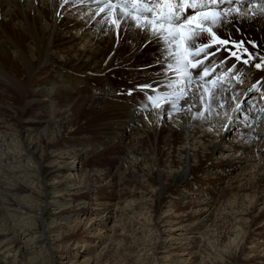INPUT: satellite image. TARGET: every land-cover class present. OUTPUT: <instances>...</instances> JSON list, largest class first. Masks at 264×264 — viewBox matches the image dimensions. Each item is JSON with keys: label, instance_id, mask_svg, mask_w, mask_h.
Segmentation results:
<instances>
[{"label": "bare ground", "instance_id": "6f19581e", "mask_svg": "<svg viewBox=\"0 0 264 264\" xmlns=\"http://www.w3.org/2000/svg\"><path fill=\"white\" fill-rule=\"evenodd\" d=\"M94 9L95 5L89 4L87 0H71V2L67 0H0V59L4 61L8 59L10 62L7 61L6 65L10 63L15 70L13 80L10 75H8L10 78L2 75L1 71L5 70V66H3L4 61L0 60V88L6 85L0 89V104L4 103L9 111L6 115L12 118L14 115L15 119L18 108L13 106V97L16 94L17 98L20 96L24 98L22 104L27 108L29 105L30 107L38 106L39 110L41 108V111H37L41 114L40 118L30 122H37L34 126L36 128H33V134L30 135L31 143L21 142L18 151H22L26 145L27 156L33 158L34 155H40L39 147L42 144L45 146L54 142L50 136L55 135L58 138L62 136L61 139L65 141L66 146L52 145L53 152L55 148L59 151L55 156L67 158L72 153L84 161V163L78 162L77 167L60 161L54 164L51 161L47 173L42 174L45 177L43 176L40 180L41 183L52 181L54 190L62 189L66 195V198H63V195L62 197L57 195V198H62L59 200L62 204L56 212V214L63 212L59 217L65 223H57L53 228L67 226L68 223L72 225L73 217L88 215L94 211L95 209L89 206L94 207L98 188L104 185V191L121 186L133 188L137 183L135 188L142 191L140 198L146 199L143 202L150 207L153 202L155 203V206H152V213L164 204H171L167 199L173 194L178 196V201L181 200V203L177 201L176 204H182L176 212L185 214L186 210H190L186 213L190 214L187 217H176L170 214L165 215L161 222L155 220L154 227L168 220L172 224L165 233L166 238L156 245L157 249H163L159 252L161 256L157 257L159 260L162 259L163 263L192 264L186 257L180 259L183 255L177 252L183 250L188 255L199 253L206 256L205 250L211 252L203 246L206 240L203 236L205 234L201 232L197 237L193 234L211 225L216 219L215 212L219 204H225V202H229L230 207L224 205V209L231 208L232 212L236 211L233 213L236 215L235 219H238L235 227L238 228L236 232L241 234V240L249 239L254 226L261 221L260 218H264L262 216L264 208H259L264 202V103L257 98L253 106V114H251L252 119L244 124L239 120L232 124L230 117L235 115L234 103L231 105L226 103L223 110L214 107L211 113L204 109L202 116H194L193 113L201 111L198 100L195 107H185V101L196 93L194 82L190 89H186L188 94L177 101L179 111H173L170 117L165 116L163 111L168 107L167 101L159 109H150L142 116L133 115L129 106L134 101L118 96L116 93L120 91V88L128 87L130 81L143 82L148 76L157 77V72L154 70L147 73L135 70L136 65L151 60L149 53L152 48L145 49L143 53L133 54L129 45L123 42V37L117 41L109 26L98 23L103 13L92 18ZM105 28L108 30L105 31ZM242 31L257 41L259 49L261 40H264V24H244ZM132 42L138 48L139 36H134ZM24 45L27 46L22 48ZM8 46H11V50ZM245 46L248 47L249 53L257 51L251 45ZM259 54L264 55V50H260ZM231 59L235 60V58ZM256 62H260L259 56L252 61V63ZM193 76L195 77V72ZM261 76H264V70L252 68L242 82L233 83L222 94L217 88L216 94L229 97L231 93L238 90L236 102H239ZM115 77L119 78L118 85L112 82V78ZM169 77L175 79L174 73L169 72ZM211 78V76L206 77V79ZM74 81L79 82L75 85ZM168 82L163 80L165 84ZM81 84L86 92L84 97L79 96L81 92L77 91L80 88L77 86ZM8 88H11L10 92L5 94ZM175 88L176 85L173 84V88L168 91L171 92ZM41 90L45 92V95ZM256 91L264 95V80L256 84ZM93 110H98V114L102 116L101 120L99 119L100 122L95 124L96 141H92L93 139L91 140V137L84 133V129H87L84 127L86 119H82L83 122L77 124V127L73 124L75 113L82 111L87 114V111L92 113ZM0 116L2 117L0 133L4 134L5 131H2V128L5 130V124L9 121H6L8 118H3L2 114ZM248 124L253 130L249 131L246 126ZM225 125L231 126L226 129ZM27 128L23 125L21 132L23 129L27 132ZM48 130L52 133H48ZM57 130L63 133L58 134ZM228 135H232L231 138ZM115 144H118L117 148ZM109 145L117 149L115 155L112 153L113 157L108 156L113 160L110 168L112 170L100 175L99 172L104 170H99V167L96 168V165L87 162L98 150ZM65 147L67 150L64 149ZM70 147L75 151L69 150ZM51 157L53 159L54 156ZM85 172L88 174L86 178L83 177ZM197 173L205 177H197L195 175ZM139 175L145 178L143 183L137 180ZM210 175H214V178H210ZM80 176L84 186L72 185L75 184L76 177ZM206 184L217 185L219 191L213 192L210 198L200 195L201 198L193 200H188L189 197L184 195L187 191H179L181 187L188 189L192 186H197L199 191ZM17 188L22 194L23 188L31 187L20 183ZM93 189L95 191H92ZM29 197L31 198V195ZM86 199L90 200L88 204ZM184 200L187 201L182 203ZM246 200L250 201L249 209L244 206L248 202ZM8 204L11 206V203L8 202ZM15 206L19 212L21 210L40 215L34 212V208L29 204L26 206L24 203H17ZM14 210L11 209V211ZM228 214V212L222 214V218H226L225 215ZM5 219L0 227L12 221L9 217ZM173 220L176 221L173 222ZM220 222L224 223L221 220ZM222 227L227 228L228 234L234 229V225L226 224V227ZM51 233V230H44L41 234H36L32 233L31 228L21 232L12 230L10 227L0 229V264H53L51 259L56 257L61 260L58 264H78L75 259L78 258L77 254L80 251L77 248L83 247L82 254L85 253L88 256L80 262L83 264L93 263L94 257L99 254V257L104 260V254H108L100 251L95 255L98 244L104 240L103 238L95 237L96 240L80 242L83 243L82 246L71 249L69 246L64 248L62 239ZM25 234H30L29 239L14 250L18 237ZM175 240L177 242L173 243ZM84 243L87 244L84 245ZM168 244L169 247L166 246ZM103 248L106 249V247ZM165 248L170 252L163 256L168 252ZM104 262H108L107 259Z\"/></svg>", "mask_w": 264, "mask_h": 264}, {"label": "rangeland", "instance_id": "374dc122", "mask_svg": "<svg viewBox=\"0 0 264 264\" xmlns=\"http://www.w3.org/2000/svg\"><path fill=\"white\" fill-rule=\"evenodd\" d=\"M48 16L49 14L47 15V17ZM26 46L27 45H24V47L22 48H25ZM10 47L8 46V48L11 50ZM1 61H4V59H2ZM7 61L10 62L8 59H6L3 65L5 66V70H4L5 73H3L4 71H1V74L9 78L11 76V79L13 80L12 76H13V71L15 70L14 68L11 67L10 63H8L9 65H6ZM113 80H115L116 82ZM118 80H119L118 77L112 78V82L117 85H118L117 83ZM78 82L79 81H74L73 84L76 85V83ZM4 87H6V85L1 87L0 89ZM77 88H78L77 91L81 92L79 93L80 94L79 96L84 97V95H86V92L84 90L85 88L83 87V84H81V86H77ZM10 89L11 88H8L7 90L8 92H6L5 94H8L10 92L9 91ZM123 89L124 88L122 87L119 90H123ZM3 95L4 94H2V96ZM20 98L19 97L17 98V94L15 95V97H13L14 100L13 106H15L16 109L18 108V113H16V119L14 118V115L13 118L6 115L7 113H9V111L5 108L6 105L4 103L0 104L1 105L0 112L3 111L0 114L3 115V118H8L6 119V121H9V123L5 124L6 126L5 130H3L2 128V131H5L4 132L5 135L3 133H0V151H1L0 152V200H1L0 221L1 223L0 224L1 225L4 224L3 219H5L6 217H9L10 220L12 219V221L6 224L7 226L4 225L0 227V229L10 227L12 230H17L18 232H21L23 230L31 228L32 233L34 232L36 234L38 233L41 234L44 230L46 231L51 230L52 232L51 235L53 234L54 236L58 235V237L62 239V245L64 246V248L69 246L71 249H74L78 246H82L83 243L80 242L83 241L89 242L92 240H96V238L97 239L103 238L104 240L98 244L99 247L96 250L95 255L100 253V251L103 253L104 252L108 253V254H104L105 257L104 260L107 259L108 262H104V260H102L99 257L100 256L99 254V256L97 255L96 257H94V262L90 264H102L101 262H103L104 264L105 263L106 264H167V263H163L162 259L161 260L158 259L159 256H161V254L159 255V252H161L160 250L163 249H157L158 246L156 247V245L162 243V241L166 238L167 235L165 236V233L167 229L171 228L172 224L169 222L170 220L167 219L168 222L159 223L158 226L154 227V222L156 219H157L156 221L160 220L161 222L162 218H164L165 215H170V214L176 215V217L190 216V214L189 215L186 214L189 213L190 210H186L185 214L183 212H176V210H179L182 204H176L178 201V196L174 194L170 195L169 198L167 199V201H170L171 204L167 203L166 201L167 204H164L163 207H159L155 213H152L151 211L153 210L152 206L153 205L155 206V203L153 202L152 206L150 207V205H147L143 202L146 199L140 198L142 191L141 190L139 191V189L135 188L137 183L133 188L131 186H126V187L121 186L118 188H114L113 190L105 189L106 191H104L105 188L104 185V187L102 188L101 187L98 189L96 188L97 190H96L95 198L97 200L94 202L95 204L94 207L89 206V208L93 210L95 209L94 211H91L88 215L73 217L71 220L72 225L68 223L67 226L62 225L53 228L54 225L55 226L57 225V223H65L61 221L60 220L61 217H59L63 212H60L58 214H56V212L59 211L58 207L60 206V204H62L59 201L60 198L62 197V195L63 198H66V195H64L65 192L62 189L57 191L54 190L53 185L51 184L52 181L50 182L48 181L49 183L45 182L44 184L41 183L40 180L43 178V176L45 177V175L42 174L47 173V169L48 166L51 164V161H53L54 164H57L59 162L57 161V156H55L59 151L57 150V148H55L54 149L55 152H53L51 146L54 144L56 145L59 144V146H63L64 144V146H66V143H64L65 141L61 139L62 136L58 138V136L56 137L53 134L54 137L50 136V138H52V140L54 139L53 140L54 142H51L49 143L50 145L47 144L45 146L44 144H42V146L39 147L40 155H34L33 158L29 157V155L27 156V153L25 152L26 145L25 147H23L22 151H18L20 142L25 141L24 143L26 144L31 143L32 138H30V135L33 134V128H36L34 126L35 124L37 125V122L36 123H30V122L32 120L33 122H35L38 118H40L37 116V111H41V108L39 110L38 106H34V105H31L32 107H30L29 105V107L27 108L24 104H22L23 102L22 99L24 98L21 96ZM87 112H88L87 113L88 116L86 112L84 113L82 111L78 112L77 114L75 113V115L73 114L75 117V121L73 122V124H75L74 126H76L77 124H81V121L83 122V120L86 119L84 121L85 122L84 127L87 129H84V133L90 136L91 140L93 139L92 141H96L97 135H96L95 124L100 122L102 116L98 114V110L96 111L93 110L92 113L91 111H87ZM93 112L95 113L93 114ZM0 118L2 117L0 116ZM15 120H18V122H15ZM21 125L27 126L29 128L26 133L24 132V129L23 132H21V127H22ZM28 132H30L29 135H27ZM57 132L58 134L63 133L62 131H58V130ZM48 133H52V132H49L48 130ZM228 136L229 138H231L232 135H228ZM56 141L58 143H56ZM42 143H44V141H42ZM117 145L118 144H115V147ZM112 147L113 146L110 147V145L109 147L108 146L104 148L102 147L101 149H105V150H101V149L98 150L95 154H93L92 158H90L87 163L90 162L91 164L96 165L97 166L96 168L99 167V170L109 168L113 161L110 158L113 157V155H115V152L117 150L115 149V147L114 148ZM64 149L67 150L66 147ZM69 150L75 151L72 150V147H70ZM50 155L54 156L53 159ZM72 156L74 157V154L71 153V156L69 155L67 158L62 157L60 159V162L69 163L70 165L73 160L71 158ZM87 175L88 174L86 172L83 173L84 178H86ZM195 175H197V177H202V178L205 177L201 173H197ZM81 177L82 176L76 177V182L75 184L72 185L77 187L80 185L84 186ZM140 177L137 180L138 181L140 180L139 182L142 181L144 182L145 178H143V176L141 178ZM210 178L213 179L214 175H210ZM20 183H23L24 185H29V187L31 188L29 189L23 188L22 194H20L19 192L21 191H19V189L17 188L18 186H20ZM197 188H198L197 186H192L191 188L188 189L186 188L184 189L183 187H181L179 188V191H187V194L184 193L183 194L189 197L188 200H193L194 198H201L202 196L200 195H203L204 198L206 197L210 198L215 192L219 191L218 186L213 184L212 185L206 184L202 188L203 190L201 189L197 191ZM92 191H95V189H93ZM249 193L250 192H248V194ZM30 195L31 198L29 197ZM57 195H60L61 197L57 198ZM85 201L87 203L90 200L86 199ZM180 201L178 202L181 203ZM186 201L187 200H184L182 201V203ZM246 201L248 202L247 204L245 203L244 206L245 208L249 209V207L251 206L250 201L249 200ZM8 202L11 203V206L8 204ZM242 202L244 203V201ZM17 203L19 204L24 203L26 206L29 204L30 207L34 208L33 209L34 212L40 215H36L33 212L28 213L21 210L19 212L15 206ZM224 205L225 206L228 205V207H230L229 202H225V204H219L218 210L215 212L217 214L216 219L213 220L211 225H207V227L206 226L203 227L200 232L193 234V236L197 237L201 232H203L205 235L203 234L202 235L204 236V239H206L203 246L211 250L212 253L210 251L205 250L206 256L201 255L199 253L188 255V253L183 250L181 252H177L183 255L180 257V259H182V257H186L188 258L187 261H190L192 264H264V218H260L261 221H259V223L256 226H254V228L252 229V234L249 236V239L242 241L240 232H236L238 228L235 226L238 224V222H236L238 219L236 220L234 217L236 215L233 214L236 211L232 212L231 208L224 209ZM259 208L261 209L264 208V202L259 206ZM11 209L13 210L15 209L17 211L15 210L11 211ZM17 212L19 213L17 214ZM150 212L152 214H150ZM227 212L230 215L229 214L227 216L225 215L226 218L224 217L222 218L223 216L222 214ZM98 213L100 215H98ZM262 216L264 217V211ZM220 220L224 221V223L220 222ZM175 221L176 220H173V222ZM226 224L227 226L234 225V229L230 231V234L226 233L228 232L226 230L227 228L222 227V226L226 227ZM72 235H74V237H72ZM29 236L30 234H25L23 236L18 237V243L15 245L14 250H16V248H19V246H21L22 244H24V242L29 239L28 238ZM175 242L177 241L176 240L173 241V243ZM85 244L87 243H84V245ZM166 246L169 247V244ZM172 246L175 247L176 245L172 244ZM103 247H106V249ZM102 248L103 250H101ZM77 249H79L78 251L80 252L77 254L78 258L75 260L78 261V264H83L80 262H82L88 256L85 253L82 254V251H84V247L82 249L80 248ZM94 249L92 250L94 251ZM155 250L157 251V253ZM167 251H168L167 254H164L163 256L168 255L170 250L167 249ZM51 261L53 262V264H58L61 260L58 257H56L51 259Z\"/></svg>", "mask_w": 264, "mask_h": 264}, {"label": "snow or ice", "instance_id": "6c2138e0", "mask_svg": "<svg viewBox=\"0 0 264 264\" xmlns=\"http://www.w3.org/2000/svg\"><path fill=\"white\" fill-rule=\"evenodd\" d=\"M87 2L95 5L92 18L103 13L98 23L109 26L117 41L123 37V42L129 45L133 54L152 48L149 53L151 60L136 65L135 70L140 73L154 70L157 77L148 76L143 82L130 81L128 87L116 93L134 101L129 106L133 115L142 116L150 109H159L167 101L168 107L163 111L165 116L170 117L173 111H179L177 101L188 94L186 89H190L194 82L196 93L185 101L186 108H193L198 100L201 111L193 113L194 116H202L204 109L211 113L214 107L223 110L226 103H234L235 115L230 117L232 124L237 120L244 124L252 119L257 98L264 103V95L256 91V84L264 80V76L239 102H236L238 90L229 97L218 96L215 91L218 88L222 94L233 83L242 82L252 68L264 70V55L259 54L260 50H264V40H261L258 49L257 41L242 31L244 24H264V0ZM136 35L140 38L138 48L132 42ZM246 44L257 51L249 53ZM256 56H259L260 62L252 63ZM169 72L174 73L175 79L169 77ZM208 76L212 78L206 79ZM163 80L169 82L165 84ZM173 84L176 88L169 92ZM230 126L224 127L227 129ZM246 126L249 131L253 130L250 124Z\"/></svg>", "mask_w": 264, "mask_h": 264}, {"label": "built area", "instance_id": "2783aa9c", "mask_svg": "<svg viewBox=\"0 0 264 264\" xmlns=\"http://www.w3.org/2000/svg\"><path fill=\"white\" fill-rule=\"evenodd\" d=\"M41 92L45 95V92H44V91L41 90ZM44 106H45V105H44ZM37 116L40 117L41 114H40V113H39V114L37 113ZM27 131H28V128H27ZM24 132H25V131H24ZM25 133H26V132H25ZM20 144H21V142H20ZM58 153H59V152H58ZM67 157H68V156H67ZM61 158H62V157H58V156H57V161H60ZM72 159H73V160H72V163H71V166H72V167H75V166L77 167V163H78V162H80V163H84L83 160L78 159L75 155H74V157H72ZM125 167H127V166H125ZM110 168H111V166H110L109 168H105V169H103L104 171H100L99 174L101 175V174H103V173H105V172H108V171L110 172V171L112 170V169H110ZM108 181H109V180H108Z\"/></svg>", "mask_w": 264, "mask_h": 264}]
</instances>
